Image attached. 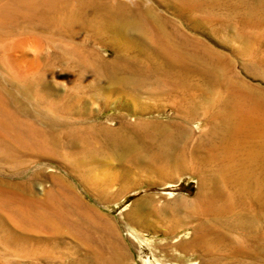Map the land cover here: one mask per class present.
I'll return each mask as SVG.
<instances>
[{
  "label": "rangeland",
  "instance_id": "374dc122",
  "mask_svg": "<svg viewBox=\"0 0 264 264\" xmlns=\"http://www.w3.org/2000/svg\"><path fill=\"white\" fill-rule=\"evenodd\" d=\"M63 1H67L66 8ZM73 1L0 0V99L6 110L19 119L14 104L20 101L42 112L47 111L45 101H61L66 112L78 113L92 130V138L77 134L65 144L69 148L66 157L59 147L53 153L44 140L38 146L45 153L52 152L51 157H38L33 150L35 156L28 166L32 194L40 201L51 196L70 213L61 233L41 244L34 239V243L11 246L18 253L44 254L43 258L14 255L10 262L92 264V244L100 250L112 244L121 264H264V126L250 135L245 134L250 127L244 125L231 132L238 112L233 92L234 96L243 94L250 104L264 101L263 9L253 11L251 0H92L98 14L129 11L141 13L148 21L146 39L120 31L118 37H128L135 45L126 50L122 40L118 48L121 45L113 32L97 28L99 18L94 19L95 27L70 41L62 24L70 8L77 7ZM159 35L176 46L184 45L190 57L186 77L164 67L154 43ZM24 41L38 47L36 67L27 73L28 100L11 83L22 82L13 64L22 57ZM78 56L85 59V70L77 63ZM103 60L117 67L118 77L141 82L114 85L103 75L96 80L90 71H102ZM31 120L33 128L41 127L36 118ZM85 149L94 158L90 152L84 156ZM75 155L81 160L82 175L67 170ZM80 176H86L88 183L80 181ZM3 177L0 185L11 182ZM13 181L19 185L21 178ZM72 191L79 198L67 201ZM96 193L101 195L100 202ZM208 196L212 198L209 205ZM85 204L90 205L88 212ZM70 223H77V228ZM196 233L204 238L199 248L175 246Z\"/></svg>",
  "mask_w": 264,
  "mask_h": 264
},
{
  "label": "bare ground",
  "instance_id": "6f19581e",
  "mask_svg": "<svg viewBox=\"0 0 264 264\" xmlns=\"http://www.w3.org/2000/svg\"><path fill=\"white\" fill-rule=\"evenodd\" d=\"M75 1H73V2L77 5V7L76 8H70V11H69L67 17L64 19V22L62 24L63 29H66L65 31H68V35L72 39V40L69 39L70 41L75 40V37H76L77 34H81L82 33L84 35V31L86 32V30L92 28V25H93V27H95V25H96V22L94 20L95 18H99L101 20L100 21L101 24H99V26H97V28H99V29H101L103 31L105 30V31H108V32H113L112 35H115L119 39L118 40V43H119L118 46L121 45L120 42L122 40L123 43H124V46H126V48L124 47L126 50H128L127 46H128V48H131V45L132 46H135V45H133L131 42H129L128 37H125V36L118 37L120 31L123 30L124 32H126V34L135 35V36H139L141 39H146V31L148 29V21H146V19L144 18V16L141 15V13L138 14V13L135 12V14H134V13H130L129 11L128 12L124 11V12H115V13L114 12L113 13H109L108 12L107 14L101 15V14H98V13L94 12V10L97 9L98 5L96 6V4L94 2H92V0H75ZM252 1L254 3L253 5L255 6L253 11L256 12V11H258V9H261V10L263 9V11H264V0H251V2ZM63 2L64 3H62V4H64V7L66 8L67 7V4H66L67 1H63ZM118 6H120V5H118ZM131 7H133V6L130 5L129 8H131ZM249 11H250V9H249ZM140 12H142L144 14L146 11L145 12L140 11ZM247 12H246V14H247ZM146 14L149 15L148 13H146ZM146 14H144V15H146ZM249 14L251 15L252 12L251 13L249 12ZM98 31L100 32V30H98ZM93 32H95V31H93ZM99 32H97V33H99ZM91 35H89V36H91ZM100 35L101 34L99 33V36ZM99 36H97V37H99ZM109 36L111 37V34ZM120 36H121V34H120ZM106 37H108V36H106ZM44 38H46V37H44ZM84 38L85 37L83 36L82 39H84ZM88 38H90V37H88ZM76 39H78V37ZM150 41L152 42L153 39L152 40L150 39ZM82 42H84V40ZM113 42H115V41H113ZM19 43H21V42H19ZM28 43H29L28 41L27 42L26 41L22 42V44L20 45L22 57H19L20 59L18 58L17 60L15 59L14 60L15 63L13 64L14 67H17V69H18L17 72H20V73L23 72L24 73V74L18 73L19 76L22 79V82H21L20 85L18 83L14 84L13 82H11L12 86H15L16 90H19L24 95V97L27 100L29 99V96H30V93H31V91H29V87L30 86H29L28 79H27V73L31 69L36 67V63L37 62L35 63V59H37V58L35 57L34 53H35V51L38 50V47L35 44L32 46V45H29ZM116 43H112V44L115 45ZM154 43L157 46L158 53L160 54V56L164 58V59H162V61L164 63V67H165V64H166L169 67V69L171 70L170 72H172L174 70V72L176 74L184 73L183 75H185V72L187 73L188 71H190V68H189L188 71H186L187 68H188L187 67V63L190 62V61H188V59L190 57L188 58L189 55H187L186 49L183 48V46H184L183 44L182 45L179 44V46H176L174 44L176 42H174V41L171 42L166 37L161 36V35H159V36H157L155 38ZM182 43H185V42H182ZM24 46H28V47H24ZM118 48H122V45L119 46ZM118 50H120V49H118ZM122 50H124V49H122ZM122 50H120L121 54L124 52ZM47 53H50V52H47ZM78 57H79V59H77L78 60L77 63H80L79 66H83L82 69L85 70L84 68L87 65V63L84 64L85 59H81L82 58L81 56H78ZM47 61H48V58H47ZM49 61H51V59ZM163 63H162V65H163ZM202 63H204V62H202ZM74 65L76 66L77 64L74 63ZM90 65H92V63H90ZM100 66L102 67V71H100L99 68H95V69L92 68L91 71L88 70V72L90 71L91 74L93 75V77H95V78L96 77L100 78L103 75L102 77L106 80V82L114 84V85H123V84H126V83H131V84L133 83V85L134 84L138 85L139 82H141V79H139V78H136V79L133 78L132 79L133 81L127 82L128 80L125 77H118L116 75L117 67L113 63L108 61V60H103L102 64ZM11 68L13 69L12 66H11ZM76 68H78V67H76ZM207 68H209V66ZM46 69H47V66H46ZM68 72L69 71H67V73ZM75 73H77V72H75ZM81 73H83V72H81ZM69 74H70V72H69ZM86 74H82V75H86ZM78 75L79 74H77V78H78ZM172 75H170L169 77L172 78L175 74L173 76ZM179 76H181V75H179ZM102 77H101V79H102ZM185 77H186V75H185ZM77 78H75V79H77ZM95 78H92L91 80L94 81ZM97 78H96V80H97ZM176 78L178 79V77H176ZM176 78L174 80H176ZM161 80H163V79H161ZM174 80H172V81H174ZM179 80H180V78H179ZM183 80H184V78H183ZM166 81L169 82L168 80H166ZM101 82H103V80ZM167 82H164V84L167 83ZM181 82H183V81H181ZM98 83L96 84V86L98 85ZM100 85L103 86L104 83L103 84L101 83ZM100 85H99V87H100ZM89 86H91V85H89ZM91 88H95V86L93 85V87L91 86ZM168 88H170V87H168ZM69 89L70 88H68V90ZM89 89H90V87H89ZM97 90H99V89H97ZM87 91H89V90H87ZM90 91H91V89H90ZM95 91H94V93H95ZM103 91H105V90L103 89ZM172 91L174 93L173 89H172ZM231 91H234V90H231ZM242 92H245V91H242ZM89 94H91V93H89ZM233 94H234V92L232 93L231 96H233L236 99V101H238V102H236V103H238L236 105V108H237L238 112H236L237 113L236 114L237 117L235 118V120H236L235 123H234L235 125H234V128L232 127L233 129L231 130V132L232 131L236 132L240 126L243 127V125H244V126L250 127V129L247 128L249 130V131H247V133H245V131H244L245 134H249L250 131H252V133H257L258 131H256V129H258V127L261 128L262 125L264 126V101L259 99V100H256L255 103H253L254 100H252V102L249 100L251 102V104H250V103H247V100H246V98L244 97L243 94H241V93L238 94L237 93V94H235V96ZM245 94H246V92H245ZM61 95H64V94H61ZM74 97H72V98H74ZM84 97H86V96H84ZM66 101H68V100H66ZM228 101H231L230 98L228 99ZM53 102H56V100L55 101L48 100V102L45 101L43 103V105L45 104L44 107L46 106L45 110L47 109V111L42 112V111H37V110H33L32 108H30L29 105H28L29 103L27 101H20L19 105L14 104V110L20 113V118L17 119L14 116H12L8 110H6V107H5L4 103L2 102V99H0V178L3 177V176H6V177H3V178H8L11 181L10 183L7 182V184H5L4 186L0 185V264H33V261H32V263H17V262H14V261L10 262V260L12 259L11 257L14 256V255H17V257H21V258L23 257V258L30 259V260H31V258H35L36 256H37L36 258H39V259L43 258L44 254H39V255H35V256L32 255L33 257H30V255H29L30 253H27V252L18 253L15 250L11 249V246L13 248V245L15 246V243L21 242V241H23V242H26V241L27 242H29V241L32 242L33 241V243H34V239H35V242H39L40 241L39 243L41 244V241H44L46 238H48V236H52V235L54 236L57 233L58 234L61 233V231L63 229L62 226L66 225V222H67L68 217H69V214H68V213H70L69 210H68V212L65 211L64 208L62 207V205L60 203H58L57 201H55V202H57V204H55V202L51 200L52 199L51 196H48V197H46V199L40 201V200H38L40 198L36 199L37 197L35 198V196L32 194V192H31V190L29 188V167L28 166L31 163L30 162L31 161L30 157L34 153L33 150L34 149L36 150L35 153L38 155V157L41 154H43V155L47 154L50 157L52 155L51 154L52 152L51 153L50 152H46L45 153L44 151H42L39 148L38 144H40V141L44 140V142L46 141L47 144H49L51 147H53V149H54L53 153L58 152L57 151V147L60 148L59 151L64 150L63 151L64 154L63 153L62 154H63V157H66V155L69 153V151L67 153V149H69V148L67 147L68 145L65 147V144H67V143L70 144L71 141H74L76 139L77 134L79 135L80 138H83V139L86 138V137L89 138V137L92 136V130H90V126L85 125L84 121L80 120V118H79L80 116L78 115V113H76L72 109L71 110L73 112H75L74 115H72L73 112H71V111L70 112H66L67 106L62 107L64 102L60 103L61 101L60 102L58 101L59 104L58 103L54 104ZM184 102H185V100H184ZM52 103L54 105H52ZM70 104H72V103H70ZM73 104H74V102H73ZM76 107H78V106H76ZM41 108H43V107H41ZM145 108L143 107L142 109H145ZM229 108H230V105H229ZM185 112H187V111H185ZM81 113H84V112L82 111ZM88 114H89V112H88ZM88 114H87V116L90 115V114L89 115ZM32 117L36 118V120L41 124V127L40 126L39 127L36 126L35 128L32 127V120H31ZM86 118H88V117H86ZM88 121H90V120H88ZM90 123H92V122L90 121ZM263 130H264V127H263ZM225 132H228V131H225ZM239 132H241V130ZM95 134H97V132ZM224 134H227V133H224ZM235 134H237V133H235ZM33 137H36L37 139H35V141H32ZM245 137H247V136L245 135ZM65 140H66V142H65ZM251 140H253V139L251 138ZM254 141H256V140H254ZM86 142H87V140H86ZM77 144H79V143H77ZM86 149H88L87 146H86ZM86 149H85V151L83 150L84 153L87 152V153H85L84 156H86L90 152L89 155L92 157V155H91L92 152L90 150L88 152ZM35 153H34L33 157L35 156ZM93 156H95V155H93ZM19 158H21V160H20L21 162L19 161ZM92 158H94V157H92ZM252 158H254V157H252ZM16 159H18L17 162H19V164H17V163L14 164V161L16 162ZM34 159H36V158H34ZM71 160H73V162H72L73 166L67 168L68 172L70 171V172H73V173H77L76 175H82L83 173H82V170H81L82 167L80 165V161H81L80 158H78V157L76 158V155H75V158L74 159L72 158ZM22 161H24V162H22ZM226 161H228V160H226ZM6 164L8 166L7 168H6ZM82 164H83L82 166H84V164L86 166V162L84 160L82 161ZM228 165H230V163H228ZM5 169H7V173H5ZM21 170L23 172H21ZM5 174H7V175H5ZM80 177L82 178V179L79 178L80 181L84 180L83 182L88 183V180H87L86 176L85 177L80 176ZM17 178H21V181L19 182V185H17L13 181L14 179H17ZM2 182H4V181H2ZM95 182H96V180H95ZM92 189H93L92 191H94V190L96 191L97 190L94 187ZM74 191H72L73 193H71V195H68L66 197L67 201H71L72 199L75 200V199L79 198L78 195L76 194V192H74ZM95 196H96V200L98 202H100L99 201L100 198H101L100 193L99 194L96 193ZM206 201H208V202H206V204L209 205L211 203V201H212V198L208 196ZM204 206H205V204H204ZM91 209H92V213H93L95 211L94 207L92 206ZM85 210L88 212L90 210V205H86L85 204ZM99 215L101 217V214H99ZM76 226H77V223L73 224L72 228L75 229V228H77ZM37 239H39V241ZM203 239L204 238H203V236L201 234L196 233L187 242L180 241L179 243H176L175 246L177 248H180V249H185V248H188V247H190V249L192 247H194V248L198 247L199 248V246H201V244H202ZM89 249L91 250L90 251V253H91L90 256H92L91 257L92 258V264H121L120 263V256L117 254V252L115 251V249L112 246V244L110 246H107L106 250H100V249L96 248V246L93 245V244H92V246ZM46 255H49V254L45 253V256ZM59 262H62V260L59 261Z\"/></svg>",
  "mask_w": 264,
  "mask_h": 264
}]
</instances>
